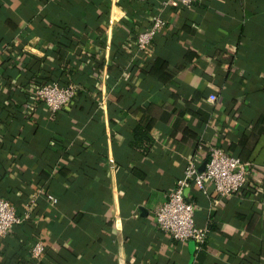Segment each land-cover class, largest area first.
<instances>
[{
  "label": "crops",
  "instance_id": "0c3cea01",
  "mask_svg": "<svg viewBox=\"0 0 264 264\" xmlns=\"http://www.w3.org/2000/svg\"><path fill=\"white\" fill-rule=\"evenodd\" d=\"M160 1L0 0V195L23 218L0 264H264V0ZM158 11L166 26L138 51ZM31 69L77 95L52 113ZM209 145L252 173L231 195L185 189L210 229L200 245L154 213Z\"/></svg>",
  "mask_w": 264,
  "mask_h": 264
},
{
  "label": "built area",
  "instance_id": "2783aa9c",
  "mask_svg": "<svg viewBox=\"0 0 264 264\" xmlns=\"http://www.w3.org/2000/svg\"><path fill=\"white\" fill-rule=\"evenodd\" d=\"M142 2L150 0H139ZM198 0H161L162 7L171 3H179L190 7ZM161 11V10H160ZM158 11L152 15L150 25L138 32L136 47L138 51L149 49L157 33L166 26V19ZM34 97L44 101L47 108L56 113L72 101L78 93L75 83L60 84L57 81H45L31 85ZM200 148L203 146L200 144ZM252 162L226 151L216 145H209L208 157L203 169H200L195 158H189L174 187L167 193L165 200L155 210L154 218L162 231L169 233L180 241L194 240L202 245L209 234L208 226H200L195 221L197 205L185 196V189L195 185L202 193L208 192L213 186L221 196L238 193L250 180ZM53 202L56 197H50ZM22 217L16 213L14 204L0 196V238L4 237L10 228L22 222ZM44 251V243L37 239L30 249L32 257L39 258Z\"/></svg>",
  "mask_w": 264,
  "mask_h": 264
},
{
  "label": "trees",
  "instance_id": "16d2710c",
  "mask_svg": "<svg viewBox=\"0 0 264 264\" xmlns=\"http://www.w3.org/2000/svg\"><path fill=\"white\" fill-rule=\"evenodd\" d=\"M151 1V0H150ZM149 1H146L145 3H147ZM1 8V7H0ZM38 71V70H37ZM37 71L36 69H31L30 70V73H29V76H30V79H33L34 77V80L37 81V82H45V81H57L59 82L60 84H66V83H69L70 81H67L65 79H63L59 74L58 75H55V76H44V75H37ZM28 76V77H29ZM39 79H37V78ZM135 137L133 139V143L137 146H142V147H146L148 144H147V141L145 139V133L144 131L140 128V127H137L136 130H135ZM237 156L240 157V155L238 154H235ZM1 197H4V198H7L11 201L10 197L9 196H4V195H0ZM31 248L28 247L27 250L29 251V249Z\"/></svg>",
  "mask_w": 264,
  "mask_h": 264
},
{
  "label": "water",
  "instance_id": "95a60500",
  "mask_svg": "<svg viewBox=\"0 0 264 264\" xmlns=\"http://www.w3.org/2000/svg\"><path fill=\"white\" fill-rule=\"evenodd\" d=\"M201 169H203V168H201Z\"/></svg>",
  "mask_w": 264,
  "mask_h": 264
}]
</instances>
